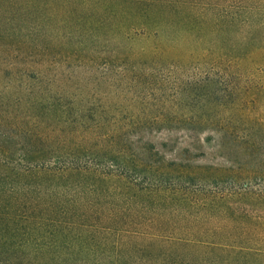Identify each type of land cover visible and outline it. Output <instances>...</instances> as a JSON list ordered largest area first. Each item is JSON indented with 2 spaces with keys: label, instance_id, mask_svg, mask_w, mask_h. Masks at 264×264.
I'll list each match as a JSON object with an SVG mask.
<instances>
[{
  "label": "rangeland",
  "instance_id": "1",
  "mask_svg": "<svg viewBox=\"0 0 264 264\" xmlns=\"http://www.w3.org/2000/svg\"><path fill=\"white\" fill-rule=\"evenodd\" d=\"M232 1L0 0V160L106 169L114 138L142 159L83 181L79 223L102 230L45 257L264 264V12Z\"/></svg>",
  "mask_w": 264,
  "mask_h": 264
},
{
  "label": "trees",
  "instance_id": "2",
  "mask_svg": "<svg viewBox=\"0 0 264 264\" xmlns=\"http://www.w3.org/2000/svg\"><path fill=\"white\" fill-rule=\"evenodd\" d=\"M232 3H235V7H237L235 12L237 18L240 14L247 13L246 21L255 20L259 18L261 10L264 12V6L261 7L253 2L247 7L242 5L243 2L240 0H234ZM221 11L226 12L225 9ZM117 133V130H113L109 137L113 139ZM35 136L34 140L41 138L37 134ZM38 144L30 143V149L26 151L40 152L42 149L36 146ZM111 144L109 145L110 154L104 165L106 169L97 166L90 167L89 162L82 159L75 162L58 160L52 163L43 161L13 163L0 160V176L1 170L5 168L9 171L11 181L9 189L0 188V264H177L172 262L169 256H156L149 259L133 258L128 261L119 258L74 257L63 254L45 257L41 253L44 250L59 248L61 244L57 240L64 241L55 239L52 243H48L45 238L49 235L56 238L58 236L70 237L69 234L74 230L73 235L102 230L101 226L94 227L79 223V219L89 213L86 208L79 210L76 205H79L80 198L84 197V193L89 192L91 195L96 193L92 183H90L91 186L84 187L83 181L86 182L87 179H90L93 182L98 181L100 177H107L110 174V170L107 171L109 165L120 169L121 173L118 175L121 176L123 173L129 172H131V176L137 175L142 170V159L134 150L123 147L120 141L116 142L115 138ZM134 175L132 178L135 179ZM46 176L52 179L50 181H57L54 183L57 190H52V187L38 182L39 179H48L43 178ZM70 176L79 177L80 181L59 184L61 179L66 177L67 180ZM126 188L135 189L137 193L149 190V188L138 186L133 181H129ZM66 195L67 198H65ZM25 207L26 210H24ZM48 213H52L53 217L49 218L50 214ZM46 225H50L51 230L47 231ZM79 242L80 245L77 247L89 249L85 241ZM69 243L72 247L75 246L70 239Z\"/></svg>",
  "mask_w": 264,
  "mask_h": 264
}]
</instances>
